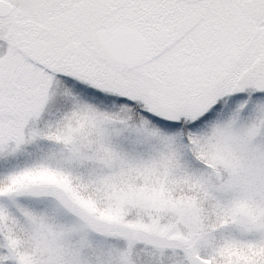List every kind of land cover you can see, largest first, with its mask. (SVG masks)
Segmentation results:
<instances>
[{"label": "snow or ice", "instance_id": "snow-or-ice-1", "mask_svg": "<svg viewBox=\"0 0 264 264\" xmlns=\"http://www.w3.org/2000/svg\"><path fill=\"white\" fill-rule=\"evenodd\" d=\"M0 264H264V0H0Z\"/></svg>", "mask_w": 264, "mask_h": 264}]
</instances>
